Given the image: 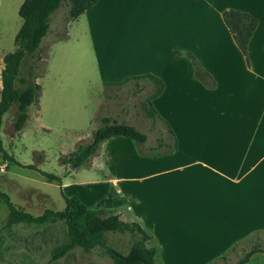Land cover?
I'll use <instances>...</instances> for the list:
<instances>
[{
    "label": "crops",
    "instance_id": "obj_1",
    "mask_svg": "<svg viewBox=\"0 0 264 264\" xmlns=\"http://www.w3.org/2000/svg\"><path fill=\"white\" fill-rule=\"evenodd\" d=\"M229 9L246 12L257 20L247 44L248 63L223 23L221 14ZM73 23L77 27L74 44L66 54L65 81L62 84L55 79L51 84V99L57 101L62 97L58 92L68 90L67 72L82 69L85 36L103 75L102 85L117 86L145 74L163 84L161 94L151 104L157 121L171 138L169 150L164 154H140L138 144L117 136L102 142L85 162L90 167L121 169L115 171L118 176L110 171L104 177L118 185L111 186L112 194L128 197L115 215L121 218L120 212H128L132 215L130 221L139 223L152 236L158 247V264H206L217 260L219 256L211 251L210 243L197 237L181 235L169 240V234L165 239L157 238L144 215L178 210L175 189L163 179L182 166L171 168L168 160L198 164L231 184L241 182L264 162V0H97L90 10L66 24L63 41L49 37V28L48 37L42 39L37 51L39 60L47 61V49L70 41ZM80 39H84L83 45ZM185 54L192 55L210 74L213 88H206L196 79L194 66ZM38 75L35 81L39 82L43 76ZM40 87L42 91L43 84ZM101 119H97L99 124ZM115 121L132 124L123 119ZM257 174L260 182L261 174ZM122 184L129 187L123 190ZM191 210L197 215L217 214L212 208L191 206Z\"/></svg>",
    "mask_w": 264,
    "mask_h": 264
},
{
    "label": "rangeland",
    "instance_id": "obj_2",
    "mask_svg": "<svg viewBox=\"0 0 264 264\" xmlns=\"http://www.w3.org/2000/svg\"><path fill=\"white\" fill-rule=\"evenodd\" d=\"M22 1L0 0V71L3 55L15 48L14 37L21 25L17 10ZM66 17L67 9L62 4L50 18L49 37L60 41L66 38L61 39L67 24ZM76 27L77 24L73 23L67 44L63 42L46 50L47 61L39 60V53L22 60L19 76L26 77L35 61L38 63L36 74L44 71L43 75H38L43 76L39 82L35 81L43 84V90L38 101L27 108L23 129L17 131L14 128V105L1 120L0 191L9 196L17 210L34 216L44 209L60 211L64 208L60 189L66 197L76 196L90 209H102L111 214H117L121 205L128 201L124 194L118 197L112 194L111 186L118 185L110 184L104 178L110 171L118 176L115 171L120 172V168L112 167L109 170V166L90 167L83 163L74 167L61 163V159L67 158L79 145L90 141L91 129L99 125L98 120L102 117L127 120L144 134L145 142L138 144L140 154H164L169 150L167 146L171 145V138L162 123L148 118L143 106L153 90L151 82L131 80L118 86L102 85L103 75L98 70L86 36L82 69L67 72V82L70 83L68 90L58 92L62 97L57 101L51 99V84L55 79L62 84L65 81L63 70L66 54L74 44ZM79 42L83 45L84 39ZM57 47L60 50H56ZM82 78H85V84ZM84 119L85 128L82 127ZM43 122L50 127H45ZM150 148L154 150L150 151ZM176 161L177 158L168 160L167 164L171 168L179 164L182 167L170 171L163 180L169 184L168 187L175 189L177 212L144 215L146 225L153 229L157 238L165 239L170 234L169 240H176L182 235L207 241L211 251L219 258L206 264H232L243 250L257 243L263 251L254 253L247 264H264V162L253 169L249 176L241 178V182L231 184L220 181L198 164ZM28 165H33L34 169L26 168ZM258 171L261 174L260 182L256 177ZM41 172L52 174L59 181L48 182ZM122 186L123 190L129 187ZM191 206L212 208L217 214L197 215ZM119 214L121 220H131L132 215L128 212ZM7 215L6 207L0 202V264H113L100 247L88 253L76 247L53 261L52 251L67 242L65 224L55 221L42 226L20 224L5 227ZM107 238L110 245L123 252L129 245L128 235L108 234ZM221 256L225 260H221ZM155 262L159 263L158 255Z\"/></svg>",
    "mask_w": 264,
    "mask_h": 264
},
{
    "label": "trees",
    "instance_id": "obj_3",
    "mask_svg": "<svg viewBox=\"0 0 264 264\" xmlns=\"http://www.w3.org/2000/svg\"><path fill=\"white\" fill-rule=\"evenodd\" d=\"M96 2L97 0H23L17 10L21 25L14 37L15 48L2 57L0 125L3 115L14 105L16 107L14 128L20 131L27 120V108L38 101L41 93L40 85L35 82L38 63L33 62L26 77L19 76V66L24 58L34 57L37 53L42 39L49 32L51 16L64 4L67 9L66 23H68L90 10ZM221 16L235 45L248 63L246 58L247 44L257 26V20L246 12L233 9L223 11ZM65 36L66 31L64 30L61 39H64ZM185 56L194 66L196 79L206 88H213L215 83L210 74L192 55L185 54ZM131 80H148L151 82L153 90L146 97L143 106L146 109L147 117L157 120L158 116L151 101L158 97L163 90L161 80L153 75L145 74L131 77L115 85H122ZM117 136L125 137L136 144H142L146 140L145 135L133 126L125 122L102 118L99 126L92 131L90 141L79 145L68 154L67 158H62L61 163L78 167L97 152L102 142ZM26 168L34 169V166L28 165ZM40 174L48 182L59 181L52 174L44 172ZM60 192L64 201L62 210L44 209L41 214L34 216L28 212L17 210L11 203L9 196L0 191V202L8 212L5 227L20 224L42 226L55 221H62L66 226L67 242L52 251L51 260L53 261L76 247L84 253H88L95 247H100L105 250L113 264H156L155 257L158 254V247L153 244L152 236L139 223L122 221L117 215L102 209H90L78 197H66L61 189ZM108 234L128 235L130 240L126 251L117 250L110 245L107 238ZM262 251L259 244L253 243L248 250H243L242 254L232 264H247L254 253ZM220 258L225 260L224 256Z\"/></svg>",
    "mask_w": 264,
    "mask_h": 264
}]
</instances>
